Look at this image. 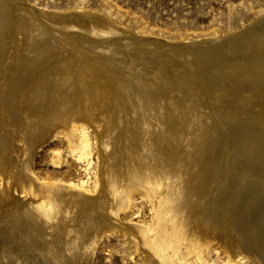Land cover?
Here are the masks:
<instances>
[{
	"label": "rangeland",
	"instance_id": "1",
	"mask_svg": "<svg viewBox=\"0 0 264 264\" xmlns=\"http://www.w3.org/2000/svg\"><path fill=\"white\" fill-rule=\"evenodd\" d=\"M9 2L13 6L12 14L8 15L7 20L0 22V27H3V29L0 28V133H4L0 134V138H3L0 139V147H2L0 149L2 150L0 151V158L3 157L1 158L2 161L7 159L5 162L7 163L6 167L8 166V169H5L6 172L0 171V239L1 235L6 236L5 233H7L6 237L10 234L11 239L14 241L21 240L23 245L24 241L21 239L23 235L20 236L13 232L15 224L24 225L23 222H20L22 221V216L17 211V206L23 200L36 197V203L40 209L45 211L51 209L53 196L47 193L50 196L49 198L46 193H44V196L35 192V182L59 183L60 185L69 183L85 194H97V170L102 159L101 154L105 153L104 156L106 157L111 150L110 142L103 144L104 152H100L98 144L100 137H108L107 134H104L106 129H104L105 126L103 125L105 122H101L102 126H97L95 129L94 127H88L85 130L89 141L86 149H83V142H79L80 134H78V139L75 142H71L63 128L55 127L47 139L30 152L29 174L32 173L34 178L30 175L33 181L23 184L21 176H23L24 169L20 158L22 153L21 145L24 143L25 134H23L19 125L22 106L17 104L20 109L16 108V105V107L13 106L12 111H14H11L12 113H8V110L5 111L3 106V104L6 105L10 95L16 96L28 84L35 82L34 80L37 77L41 78L42 75L43 78H51L56 74L67 72L68 68L65 67V63H72L73 66H76L77 71L71 75V77L73 76L72 78L69 76L70 74L66 75L67 80L75 81L74 83L72 82L74 85L78 84V81H76L77 78H80L78 75L86 70L82 67H89L87 68L88 70H91L90 68L94 69L95 76H98L96 79L102 81L107 88L110 87L112 82L115 83L114 75H111L110 71L109 73L105 72V69L112 68V64L108 62L105 54L99 52V47H95L97 49H93L91 53L79 47V40L82 37H87L89 42L99 43V46L105 42H123L125 46L130 47V50L132 48L133 51L135 49L136 51H153L152 54L157 53L156 55L162 57L165 53L168 55L169 58H167L166 63L170 66L169 73H172L169 78L174 80V82L181 83L178 87L180 92L187 94L195 105L202 106L214 120L220 132V135L214 139L220 144L223 153L220 159L222 161L219 167L220 175L214 178V172L212 173L210 167L204 170L207 177L204 176V180L200 184L201 189L200 187L198 189L195 206L196 213L206 218L205 220H208L207 222L211 223L213 227H217V229L220 227L226 229L227 227L225 233L235 236V239L236 237L238 239L242 238L241 240L244 242L242 246L244 248L255 247L254 244L258 242L257 240L264 241V176L262 175L264 168L248 162V153H245V150L240 152L241 155L239 153L240 150H235L236 145L232 140L233 134L231 133L232 126L242 122H249L254 126L264 128V95L258 97L249 95L248 92L239 89L233 84V81L236 82L232 78L235 75H232V77L231 75L229 77L225 76L224 71L221 70L224 68L222 63L218 64L216 62L220 66H215L217 71H214V73L210 70L209 65L198 58L197 55L198 47L215 48L212 49L213 52L219 54L218 46L229 39L230 35L242 32L249 23L264 16V0H9ZM52 12L58 14L86 13V17L92 21L94 29L92 32H84L78 29L77 26H68V28L57 27L56 24L46 18L45 14ZM25 16H30L38 24L36 26H38L40 34L36 37V42H39L38 40L42 41L43 45H46L45 47L54 44L58 50H61V47L65 48L67 51H63L64 55L62 53L59 54L60 52L57 51L56 57L53 59L42 57V60L33 48L23 53V47H26V45H23L25 43L22 39L24 37L21 31V17ZM6 21L12 25H8ZM102 27H108V29L106 28L108 31H101L100 28L103 30ZM95 28L99 29L98 32ZM49 29L50 32H48ZM60 34H67V36L61 38ZM156 42L160 45L158 48L150 45ZM57 43L60 45L58 44V46ZM133 46L136 48L134 49ZM252 46L250 49H253L257 54L264 53V47L257 41H254ZM98 53L99 55L95 56ZM18 54L20 56L24 54L22 58H24L25 62L30 63L29 65L33 64L31 67H34L29 68L27 64L23 69L19 68L20 64L18 63L23 59ZM34 56L35 58H33ZM61 56L66 57L63 58ZM109 56L120 57V53H109ZM62 59L61 63L60 60ZM69 60L72 61L69 62ZM77 63L79 66H77ZM1 65L4 66L2 67ZM42 66L47 68L44 69ZM51 66L54 67L52 68ZM185 66L186 68H184ZM35 68L40 71L39 74L30 72ZM51 68L53 69L52 71L50 70ZM46 69L52 73L50 71L47 73ZM171 69H174V71L171 72ZM53 73L55 74L52 75ZM214 74L220 75L219 77L223 78V81L215 80L213 78ZM3 78L6 79L4 80ZM121 78L130 79V75L125 74ZM18 82L19 84L15 85ZM17 85H21L19 86L21 88H18ZM241 86L242 84L239 85V87ZM111 89L112 85L109 89L110 92ZM14 99L15 97H11L10 100ZM98 115L100 116V110H96L93 113L95 118H100ZM18 116L19 118L17 119ZM7 119L8 121L6 122ZM16 128L17 130H15ZM33 130L35 133L40 131V129ZM32 132L31 130L29 137L35 134ZM185 133L188 144L184 145L182 149L186 146L191 149L196 148L197 137L202 132L193 127H187ZM5 148L7 149L6 151ZM105 179L106 183L108 182L109 184H107L106 190L103 192L104 196L110 198L108 200L109 209L115 213L116 220L122 226L104 229L100 233L101 235L99 234L98 239L94 242L88 264H147L142 247V238L126 230L135 225L141 227L142 236L145 235V238H143L145 244L156 252L158 258L165 260L167 264H258L251 254L245 250L231 256L226 249L216 245V239L215 241L212 240V242L209 241V245L202 246L201 251L203 250L202 252L205 253V259L198 257L193 252L190 254L189 250L184 246V240L170 238V236L160 233V225L162 227L167 226V229L165 228L167 232L173 228L172 220L169 219L166 223V216L163 210L165 204L162 199L167 189L162 187V184L156 186L159 188L156 190L158 194L155 196V206L151 207L145 196V193H148L147 185L140 187L143 192L126 191L120 185L115 186L116 181L114 182L112 174H107ZM213 223H216V225ZM16 251L17 253L14 256L4 255L1 264L5 262V264H34V262H29L31 260L36 261L35 254L28 252L26 246ZM40 258L41 256H37L38 263L48 264L44 259L40 260ZM80 259H84L83 256H80Z\"/></svg>",
	"mask_w": 264,
	"mask_h": 264
},
{
	"label": "bare ground",
	"instance_id": "2",
	"mask_svg": "<svg viewBox=\"0 0 264 264\" xmlns=\"http://www.w3.org/2000/svg\"><path fill=\"white\" fill-rule=\"evenodd\" d=\"M12 7L9 0H0L1 23L8 19V15L12 14ZM45 15L57 27L68 28V26H77L78 29L84 32H92L94 29L92 21L87 19L86 13L58 14L52 12ZM21 18V31L24 37L22 39L25 43L23 45H26V47H23V53L33 48L41 59L42 57L53 59L56 57L57 51L60 52L59 54L67 51L62 47L61 50H58L54 44L45 47L46 45H43L42 41L38 40L39 42H36V37L40 34L38 26H36L38 24L30 16ZM6 22L8 25L11 24L8 21ZM0 28L3 29V27ZM106 28L108 29V27ZM106 28H103V30L100 28V30L108 31ZM98 30L96 29L97 32ZM48 32H50V29ZM59 36L64 38L67 34H60ZM54 38L53 40L56 39ZM254 41H257L264 47V16L249 23L242 32L230 35L229 39L223 41L218 46L217 49L218 51L220 50L219 54L213 52L212 49L215 48L198 47L197 55L198 58L204 60L209 65L212 72L217 71L215 69L216 62L218 64L222 63L224 68L221 70L224 71L223 73H225L226 77L235 75L232 77L233 80H236V82L233 81L234 85L248 92L249 95L258 97L264 95V53L257 54L253 49H250V47H253ZM78 43L79 47L90 53L93 49L99 47V52L107 56L106 58H108V62H111L112 68L105 69V72L109 73L110 71V74L114 75V80H116L115 83L112 82L111 84V92L109 90L111 85L108 88L105 87L102 81L96 79L98 76H95V70L92 68H90L92 71L88 70L87 68L89 67H82L87 71L85 70V72L78 75L80 77L76 79L78 84L74 85L75 81L71 79L72 83L69 81L70 79L67 80L66 75L70 74L69 76L71 77L73 73H76V66H73L72 63H65L66 65L63 63L68 68L67 72L62 70L64 71L63 73L61 72L62 74L54 75L55 73H53L52 75L54 76L51 78H43L42 75L41 78L36 76V80L33 78L35 82L28 84L25 89L19 91V94H16V96L8 95L7 103L6 105L3 104V106L5 111L8 110V113L12 111L13 106H17V104L22 106L20 124H17L20 125L21 131L25 134L24 143L21 145L22 153L20 158L22 168L24 169L23 176H21L23 184L33 181L31 179L32 173L29 174L30 152L34 147L44 142L55 127L63 128L71 142H75L78 139V134H80L79 142H83V149H86L89 141L85 130L88 127H94L95 129L97 126H102L101 122H105L103 125L105 126L104 129H106L104 134H107L108 137L99 136L98 144L100 152H102L104 149L103 144L110 142L111 150L108 156L106 155L105 157L104 153L103 155L101 154L102 159L99 157L101 162L99 159L97 194H85L80 189H75L69 183L60 185L59 183L35 182V192L43 195L46 193L47 196L51 194L50 196H53V205L49 211H45L38 207L36 197L20 202L19 206H17L18 210H16L21 214L22 219H20L22 221L20 222H23L24 225L15 224L13 232L20 236L23 235L21 239L24 243L22 245L21 240H19L20 242L14 241L10 238V234L8 237H6L7 233H5L6 236L1 235L0 264L3 261L2 257L4 255L14 256L17 253V249L25 246L28 248V252L35 254L36 258V261L30 259L31 262L29 263L40 264L37 261V256H41L40 260L44 259L48 264H88L94 242L98 239L99 234L104 229L122 226L116 220L115 213L109 209L108 200L110 198L105 197L103 193L106 190L107 184H109L108 182L106 183L105 179L107 174L113 175V180L114 182L116 181L115 186L120 185L126 191L143 192L140 190V187L142 188V186L147 185L148 193H145V196L151 207L155 206V196L158 194L156 190L159 188L156 186L162 184V187L167 189L162 199L165 204L163 210L166 216V223L167 220H172L173 228L167 232L165 231L167 226L162 227L160 225V233L162 235L166 234L170 238L184 240V246L189 250L190 254L193 252L198 257L205 259V253L202 252L203 250L201 251L202 246L205 247L209 241L212 242V240L215 241L216 239V245L226 249L231 256L245 250L251 254L258 264H264V241L257 240L256 244L253 243L255 247L250 249L244 248L242 246L244 242L240 236L241 239L237 237L235 239V236L225 233L227 227L226 229H223V227L217 229V227H213L211 223H208V220H205L206 218L196 213V196L198 195L200 184L203 182L204 176H206L204 170L210 167L212 173L214 172V178L220 175L219 167L222 162L220 159L223 153L220 144L214 140L220 135V132L207 111L202 106L195 105L187 94L180 92L178 87L181 83L174 82V80L169 78L172 73H169L170 66L166 63L167 58H169L168 55L165 53L162 57L156 55L157 53L152 54L153 51H136V47L134 48V46L135 51H133L132 48L130 50V47L125 46L123 42H105L99 46V43L89 42L87 37H82ZM16 45L18 46L19 44ZM150 45L154 48L160 46L157 42ZM109 53H120V57H110ZM23 55L20 56L18 54L20 58ZM96 55H99V53ZM19 57L18 59H20ZM61 57L64 58L66 56ZM22 59L18 63L21 69L30 64L27 61L25 62L24 58ZM62 61L63 59L60 60L61 63ZM54 62L56 61L54 60ZM31 65H29V68ZM77 66H79L78 63ZM61 67L63 66L61 65ZM52 68L50 69L51 71L53 70ZM174 69H171V72ZM51 71L50 73H52ZM30 72L39 74L40 71L35 68ZM125 74L130 75V79L121 78ZM214 75L213 78L215 80L223 81V78L219 77L220 75ZM7 77L9 76L7 75ZM16 84H19V82ZM241 84L242 86L239 87ZM22 85L25 86L24 84ZM19 86L18 88H21ZM11 97H15V99L11 101ZM16 108H19V105ZM96 110H100V116L98 115L100 118L93 117V113ZM13 114L17 115L16 113ZM187 127H193L202 132L197 137L196 148L191 149L186 146L182 149L184 145L188 144L185 133ZM33 129H40V131L35 133ZM31 130L35 134L29 137ZM231 133L233 134L232 140L236 145L235 150H240L239 153L245 150L244 152L248 153V162L264 168V128L254 126L249 122H242L241 124L232 126ZM6 148L5 151L7 150ZM16 148L18 149V147ZM1 158L0 171L6 172L5 169H8V166L6 167L7 163L5 161L7 159H3L5 161H2ZM9 163L11 164L10 161ZM262 175L264 176V169ZM175 177L177 178L175 179ZM15 219L17 218L15 217ZM213 224L216 225V223ZM126 230L142 238V247L147 264H167L165 260L158 258L156 252L152 251L145 244L143 239L145 235L142 236L141 227L135 225ZM24 236L26 237L24 238ZM80 256H83L84 259H80ZM80 260L84 261L81 262Z\"/></svg>",
	"mask_w": 264,
	"mask_h": 264
}]
</instances>
